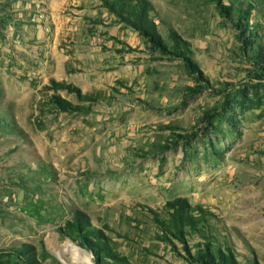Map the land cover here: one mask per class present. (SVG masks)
Returning a JSON list of instances; mask_svg holds the SVG:
<instances>
[{
	"label": "rangeland",
	"instance_id": "rangeland-1",
	"mask_svg": "<svg viewBox=\"0 0 264 264\" xmlns=\"http://www.w3.org/2000/svg\"><path fill=\"white\" fill-rule=\"evenodd\" d=\"M127 1L0 0V264H264V0Z\"/></svg>",
	"mask_w": 264,
	"mask_h": 264
},
{
	"label": "trees",
	"instance_id": "trees-1",
	"mask_svg": "<svg viewBox=\"0 0 264 264\" xmlns=\"http://www.w3.org/2000/svg\"><path fill=\"white\" fill-rule=\"evenodd\" d=\"M145 0H131L121 4H112L111 9L133 28L153 39H158L154 32L153 22L148 14L150 7ZM165 218L157 220V225L166 236L183 241L189 233L205 237L204 224L208 222L210 213L204 212L199 206H192L184 198H176L164 205ZM201 234V235H200ZM208 260V258H207ZM206 264H213L206 261Z\"/></svg>",
	"mask_w": 264,
	"mask_h": 264
}]
</instances>
